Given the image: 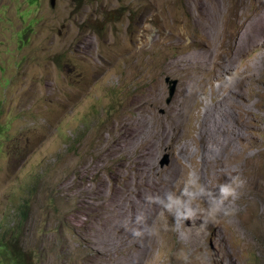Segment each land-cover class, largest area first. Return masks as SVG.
<instances>
[{"label":"rangeland","instance_id":"374dc122","mask_svg":"<svg viewBox=\"0 0 264 264\" xmlns=\"http://www.w3.org/2000/svg\"><path fill=\"white\" fill-rule=\"evenodd\" d=\"M223 1L56 0L53 7L51 0H0V243L10 242L24 264H264V40L243 48L255 53L243 97L229 96L242 60L231 52L211 63L227 70L197 89L177 149L162 146V131L152 125L133 145L122 143L121 123L140 110L154 123L169 120L186 85L197 83L188 66L171 63L184 56L188 65L192 53L203 52L205 27L208 52H222L224 31L232 38L264 18L261 0H232L237 8L224 27ZM239 40L233 45L247 42ZM224 96L252 114L241 120L226 102L233 122L215 134L218 115H203ZM208 131L210 140L201 142ZM242 134L255 140L252 149ZM112 139L121 145L116 160ZM228 139L234 144L225 151ZM213 156L232 172L226 181ZM224 185L236 195L224 198ZM0 264H13L2 249Z\"/></svg>","mask_w":264,"mask_h":264},{"label":"bare ground","instance_id":"6f19581e","mask_svg":"<svg viewBox=\"0 0 264 264\" xmlns=\"http://www.w3.org/2000/svg\"><path fill=\"white\" fill-rule=\"evenodd\" d=\"M222 1V0H221ZM225 1V6H227V10L226 11H224V27H229L230 26V22H232V18H233V15H234V6L236 7V5H234V3L232 2V0H224ZM223 1V2H224ZM262 1V4H261V7L259 8L260 9V11L261 10H263L264 11V0H261ZM257 2H259V0L257 1ZM219 3V2H218ZM218 3H216L217 5H218ZM260 3V2H259ZM223 4V5H224ZM201 5V4H200ZM215 5V4H214ZM222 5V6H223ZM257 5H258V3H257ZM203 7V6H202ZM205 7V6H204ZM212 7V6H211ZM215 7V6H214ZM216 8H217V6H216ZM218 8H219V6H218ZM222 8V7H221ZM237 8V7H236ZM202 9V11H203V8H201ZM211 9V8H210ZM204 10H205V8H204ZM218 10V9H217ZM216 10V11H217ZM213 11V10H212ZM219 11V10H218ZM259 11V12H260ZM209 12V11H208ZM236 12V11H235ZM239 12V11H238ZM203 13V15L205 16L206 15V10H205V12H202ZM201 13V14H202ZM220 14V13H219ZM235 14H237V13H235ZM239 14V13H238ZM264 14V13H263ZM211 15V14H210ZM214 15V14H213ZM212 15V16H213ZM218 15V14H217ZM200 16V15H199ZM209 16V15H208ZM212 16H210V17H212ZM217 17V16H216ZM237 17V16H236ZM215 18V17H214ZM207 19H208V17H207ZM216 20H217V18H215ZM220 19V18H219ZM209 20V19H208ZM210 20H212V19H210ZM206 21V20H205ZM214 22V21H213ZM213 22H210L209 24H211V23H213ZM235 22V21H234ZM218 23V22H217ZM208 24V25H209ZM213 24H215V23H213ZM238 24V23H237ZM252 25V26H251ZM211 26V25H210ZM238 26V25H237ZM240 26V25H239ZM247 27V28H246ZM194 28H198V27H194ZM207 28H209V27H205V29H206V31L203 33V32H200V34H201V36H203V39L200 41V48L203 50V52H196V53H192V59L191 60H188V63H186V64H188V65H185V62L186 61H183L181 58H183V57H181V56H176V59L171 63L172 65H175V67H177L178 69L180 68V67H186V66H188L189 68H190V72H192V73H197V76L195 77L196 79H197V83L196 82H194V83H196L195 85H192V86H188V85H186L187 87H185L184 89H183V91H184V94H185V96H184V98L183 99H179L178 101H176V102H178L177 104H175V105H173V108L171 109V116H170V119L169 120H162V121H160V122H152L151 120H148V114H147V112L146 111H144V110H140L141 111V113H139V114H137V116H135V118L134 119H132V120H125V122H123V123H121L120 124V126H121V129H122V131H123V137H124V142H122L123 143V145H126V147L128 146L127 144H132L133 142H134V140H135V138L136 137H141L142 135H143V130L148 126V125H152V126H154V127H157L158 129H160L161 131H162V146L163 145H168V146H170L171 148H173V149H177V146H178V140H179V137H178V134H182V132H181V129L183 128V126H185V121H184V115L188 112V109H189V106H190V104H192V102L195 100V99H197L196 97H197V89L199 88V86H200V88H201V85L204 83V80H205V77H210V76H212V75H214V73L217 71L218 72V74L219 75H222L221 73H219V72H223V73H225V71L227 70V68L226 67H224V66H221V63H220V68H216L215 70H213L212 68H211V63L215 60V59H218V60H220V59H222L223 58V55H225V58H228L229 56H231L232 55V57L231 58H237V59H239L240 61L242 60V65L241 66H237V67H234L233 68V70H234V72H235V74L237 75V82H235L233 85H232V87H230V93H229V96L231 95H241V94H243L242 95V97L244 96V94H246L247 92H248V87H247V85H246V81H244L245 79H247V77L248 76H250V73H251V70H252V66H251V63H249V59H250V55H252V53H254V52H252V50H249V51H247V52H243L245 49H243V48H245V47H249V45L251 44V43H253L254 41H257V40H264V18L263 17H261V18H259L258 19V21L256 22V24L254 23V25L253 24H250V25H246L245 26V28H243V29H241L242 27H239L238 28V30L236 31V36L233 38H230L229 36H228V34H227V30H226V32L224 31V33L222 34V38H221V50H222V48L224 49V51H222V52H215V53H213V52H208V50L212 47V41L211 40H209L208 38H207ZM230 28V27H229ZM203 29V28H202ZM210 30H211V28H209ZM198 30H200V28H198ZM203 31V30H202ZM207 32V33H206ZM234 34V33H233ZM210 36V35H209ZM218 36V35H217ZM218 38V37H217ZM245 39L246 38V40H247V42L246 43H244L243 42V44L242 43H240L239 41H241L242 39ZM172 39V38H171ZM237 39L239 40L238 42L240 43V44H242L241 46H242V48H240L241 46H239L238 47V45H233V44H235L236 43V41H237ZM218 40V39H217ZM251 40V41H250ZM167 41V40H166ZM168 41H170V40H168ZM172 41V40H171ZM245 41V40H244ZM250 41V42H249ZM216 43V42H215ZM229 43H231V44H229ZM258 43V42H257ZM256 43V44H257ZM261 43H262V41H261ZM238 44V43H237ZM247 44H249V45H247ZM259 44V43H258ZM264 45V44H263ZM171 46V45H170ZM169 46V47H170ZM174 46H176L177 47V44H175V42H174ZM195 47L193 44H189V45H187V47ZM234 46H236L235 48H234ZM251 46V45H250ZM252 46H253V44H252ZM163 47V46H162ZM181 47V46H180ZM217 47H218V45H217ZM220 47V46H219ZM195 48H198L197 46L195 47ZM251 48H253V47H251ZM143 49V48H142ZM162 49V48H161ZM188 49V48H187ZM189 49H191V48H189ZM220 49V48H219ZM237 49V50H236ZM250 49V48H249ZM174 50V49H173ZM180 50V49H179ZM178 50V51H179ZM221 50H219V51H221ZM160 51V50H159ZM182 51V50H181ZM216 51V50H215ZM246 51V50H245ZM163 52V51H162ZM185 52H187V51H185ZM224 52V53H223ZM226 52V53H225ZM231 52H233L232 54H231ZM151 53V52H150ZM165 53H167V52H165ZM145 53H143L142 55H144ZM162 54V53H161ZM181 54V53H180ZM231 54V55H230ZM160 55V54H159ZM146 56V55H145ZM148 56V55H147ZM143 57V56H142ZM158 57V56H157ZM157 57H156V60H155V58H154V60L155 61H158V59H157ZM251 57H253V56H251ZM254 57H255V53H254ZM160 58H162V57H160ZM190 58V57H189ZM188 58V59H189ZM193 59H197L196 60V62L195 61H193L192 63H190ZM144 60V59H143ZM154 60H153V62H154ZM230 60V59H229ZM232 60V59H231ZM222 61H224L223 59H222ZM236 61V60H235ZM145 63H144V65L146 64V61H144ZM234 63V62H233ZM236 63V62H235ZM148 65H151V60H149L148 61V63H147ZM170 64V63H169ZM227 64V63H226ZM229 64H231V62H229ZM217 66H219V64H217ZM143 67H145V66H142V68ZM228 68H229V66H227ZM137 69H138V67H137ZM231 71V70H230ZM178 72V71H177ZM191 73V74H192ZM190 74V73H189ZM190 74V75H191ZM228 74V73H227ZM232 74V73H231ZM187 75V74H186ZM219 75H217V77H220L221 78V76H219ZM186 77H188V76H186ZM193 77H194V75H193ZM192 77V78H193ZM193 81H191V83H192ZM244 82V83H243ZM190 83V84H191ZM193 83V84H194ZM262 86H263V90H260L259 91V93L261 94V93H263L264 92V78L262 79ZM155 94V93H154ZM229 96L227 97V96H224L221 100H219V101H217L216 102V108H215V110H217V111H214V112H211V111H209V110H207L205 113H204V115H203V119L205 120H208V119H210L214 114H217L218 115V117H219V119L218 120H216L215 122H213L212 123V125H211V127H213V130H214V133L217 131V129H220V127L221 128H223L224 126L223 125H227V124H229V123H231L230 121H232L230 118L233 116V114H232V116H231V114H230V111H228V109L226 110V107H225V103L226 102H230L231 101V103H230V105H232V106H234V107H237V110L236 109H234V111L236 112V113H238V116H240L241 117V120H246L247 118H248V116L250 115V114H252L251 113V109L249 108V109H241L242 107L240 106V107H238L237 106V104H236V101H234V97H231V98H229ZM240 97V96H239ZM215 98H216V96H215ZM149 99V98H148ZM152 101V100H151ZM151 103V102H150ZM149 103V104H150ZM238 103V102H237ZM229 104V103H228ZM145 105H147L146 103H143V104H141V105H139V107L142 109V107L143 106H145ZM215 106V105H214ZM147 107V106H146ZM234 107H232V108H234ZM137 108V107H136ZM191 108V107H190ZM148 109V108H147ZM146 109V110H147ZM190 110V109H189ZM139 111V112H140ZM213 111V110H212ZM233 112V111H232ZM231 116V117H230ZM235 117V116H234ZM150 118V117H149ZM236 120V119H235ZM229 122V123H228ZM233 122V121H232ZM239 122V121H238ZM233 124V123H232ZM238 125V124H237ZM206 126V125H205ZM228 126V125H227ZM151 127V126H150ZM235 127V126H234ZM115 129H116V127H114ZM228 128V127H227ZM112 129V128H111ZM152 129V128H151ZM150 129V130H151ZM192 129L193 128H191L189 131L191 132L192 131ZM223 129H226V127L225 128H223ZM229 129H233V127L232 128H228V130ZM236 129V128H235ZM150 130L148 129V132H150ZM216 130V131H215ZM222 130V129H221ZM116 131V130H115ZM152 131V130H151ZM156 131V130H155ZM160 131V132H161ZM188 131V132H189ZM212 131V130H211ZM227 131V130H226ZM233 130H231V132H232ZM235 131H237V130H235ZM113 132V131H112ZM143 132V133H142ZM153 132V131H152ZM157 132V131H156ZM159 132V131H158ZM189 132V133H190ZM219 132V131H218ZM230 132V131H229ZM228 132V133H229ZM119 133V132H118ZM117 133V134H118ZM185 133V132H184ZM199 133V132H198ZM233 133L235 134V132L233 131ZM240 133V132H239ZM116 134V135H117ZM122 134V133H121ZM156 134V133H155ZM161 134V133H160ZM202 134V133H201ZM212 132H207L206 133V135H203L202 134V136L200 135V137H201V142H203V143H207L209 140H210V137L209 136H212ZM216 134V133H215ZM220 134V133H219ZM221 134H222V132H221ZM220 134V135H221ZM233 134V135H234ZM153 136H154V132H153V134H152ZM157 135V134H156ZM231 135V134H230ZM232 135V136H233ZM238 135V133L236 134V136ZM240 135V134H239ZM122 137V138H123ZM205 137H207L206 139H205V141H204V138ZM115 138H116V136H115ZM121 138V137H120ZM155 138V137H154ZM230 138V137H229ZM253 141L252 142H249V141H247L249 138H248V135H245V134H242L241 136H239V138L238 139H240V142L243 144V147L245 148V150H250V149H252L254 146H255V140L252 138V137H250ZM118 139V138H117ZM137 139V138H136ZM139 139V138H138ZM231 139H233V137L231 138ZM230 139V140H231ZM110 140V139H109ZM108 140V141H109ZM119 140H122V139H119ZM159 140V139H158ZM229 140V139H228ZM228 141L227 142V140H226V142L227 143H224L225 144V146L223 145L222 146V148L226 151V150H228L229 149V145L230 146H233L232 144H234V143H231V141ZM235 140V139H234ZM123 141V140H122ZM141 141H144V140H142L141 139ZM237 141V140H236ZM111 147H110V154L113 156V159L114 160H116L117 159V157H119L120 155H118L119 153H118V151L120 150V144H118V142L116 141V139H112L111 141ZM147 142V141H146ZM222 142V141H221ZM220 142V143H221ZM225 142V141H224ZM135 143H136V141H135ZM137 143H139L138 141H137ZM159 143V142H158ZM219 143V144H220ZM223 143V142H222ZM134 144V143H133ZM132 144V145H133ZM140 144V143H139ZM219 144H217L211 151H209L206 147H204V154L205 155H207L206 153H208V152H213V153H215V151H216V147L219 145ZM120 145V146H119ZM138 145V144H137ZM155 145V143L153 142V146ZM107 146V145H106ZM109 146V145H108ZM142 146V145H141ZM149 146H150V144H149ZM157 146V145H156ZM132 148H133V146H131ZM155 147V146H154ZM160 147V146H159ZM220 147V146H219ZM136 148V147H135ZM222 148H221V150H222ZM145 149V148H144ZM124 150V149H123ZM130 150V149H129ZM135 150V149H134ZM147 150V149H146ZM100 151H102V150H100ZM106 151H108V148H107V150ZM121 151V150H120ZM141 151V150H140ZM109 152V151H108ZM122 152V151H121ZM124 152V151H123ZM151 152V151H150ZM125 153V152H124ZM138 153V152H137ZM141 153V152H140ZM139 153V154H140ZM146 153L147 152H145V155H146ZM133 154H135V153H133L132 152V157H133ZM148 155V154H147ZM130 156V155H129ZM139 156V155H138ZM137 156V157H138ZM151 155H149V157H150ZM126 157H128V156H126ZM125 157V158H126ZM136 157V156H135ZM136 157V158H137ZM142 157H144V156H142ZM99 158L100 159H102L101 157H100V155H99ZM146 158V157H145ZM152 158V157H151ZM150 158V159H151ZM213 158V160H212V162L214 161V160H217V161H221V163L222 162H226V161H224V160H221V159H219V158H216L215 156H213L212 157ZM99 159V160H100ZM123 159V158H122ZM130 159H131V156H130ZM140 159V158H139ZM141 159H143V158H141ZM154 159V158H153ZM118 160H120V159H118ZM132 160V159H131ZM135 161V160H134ZM133 161V162H134ZM141 161V160H140ZM143 161H145V159L143 160ZM143 161H142V163H143ZM121 160H120V164H121ZM133 162H131V163H133ZM138 162V161H137ZM136 162V163H137ZM145 162H147V161H145ZM228 162V161H227ZM231 162V161H230ZM238 162V161H237ZM100 163V162H99ZM135 163V164H136ZM148 163H150L149 161H148ZM147 163V164H148ZM151 163H153V162H151ZM122 164L124 165V163L122 162ZM127 164H128V162H127ZM225 164V163H224ZM223 163L221 164V167H219L218 169H217V171L216 172H218L221 176H222V180H224V181H226L227 180V178H228V176H231L232 175V172L231 171H229L228 169L229 168H225V165H224ZM123 165H121V166H123ZM133 165V164H132ZM150 165V164H149ZM155 165V164H154ZM136 166H137V164H136ZM139 166V165H138ZM152 166V165H151ZM95 167H97L98 168V166L96 165ZM94 167V168H95ZM147 167H149V166H147ZM134 168H136V167H134ZM138 168V167H137ZM144 168H146V166L144 167ZM216 168V167H215ZM89 169V168H88ZM90 169H92V167L90 168ZM231 169V168H230ZM96 170V169H95ZM94 170V171H95ZM121 170V169H120ZM140 170V169H139ZM146 170V169H145ZM148 170H150V169H148ZM151 170H152V168H151ZM150 170V171H151ZM238 170V169H237ZM99 171V170H98ZM138 171V170H137ZM141 171V170H140ZM144 171V170H143ZM149 171V172H150ZM88 172V171H87ZM135 172H136V170H135ZM153 172V171H152ZM237 172V171H236ZM90 173V172H89ZM88 173V174H89ZM120 173V172H119ZM134 173V172H133ZM138 175L140 176L141 174H140V172L138 171ZM158 173V172H157ZM215 173V172H214ZM142 174H144V173H142ZM253 174V173H252ZM137 175V174H136ZM135 175V176H136ZM137 175V176H138ZM153 175V174H152ZM155 175V174H154ZM153 175V176H154ZM139 176L138 177H136V178H139ZM143 176V175H142ZM144 176H145V174H144ZM148 176H150V174L148 175ZM92 177V176H91ZM157 177V176H156ZM253 177V176H252ZM144 178V177H143ZM143 178H141V179H143ZM148 178H150V177H148ZM152 178V177H151ZM100 179V178H99ZM140 179V178H139ZM141 179H140V181H141ZM162 179V178H161ZM101 180H103V179H101ZM147 180V179H146ZM151 180V179H150ZM149 180V181H150ZM154 180V179H153ZM159 180V179H158ZM229 180V179H228ZM144 181V180H143ZM148 181V180H147ZM147 181H146V183H147ZM131 182V181H130ZM136 182V181H135ZM138 182V181H137ZM152 182V181H151ZM163 182V181H162ZM161 182V183H162ZM166 182V181H165ZM231 182H232V179H231ZM139 183V182H138ZM141 183H142V181H141ZM153 183V182H152ZM157 183V181L155 182V184ZM140 184V183H139ZM138 184V185H139ZM150 184V183H149ZM148 184V185H149ZM158 184H159V182H158ZM125 185V184H124ZM127 185V184H126ZM145 185V184H144ZM143 185V186H144ZM128 186V185H127ZM150 186V185H149ZM155 186V185H154ZM162 186V185H161ZM164 186V185H163ZM138 187V186H137ZM140 187V186H139ZM138 187V188H139ZM147 187V186H146ZM235 187V186H234ZM149 188V187H148ZM151 188H153V187H151ZM156 188H158V187H156ZM165 188V187H164ZM147 191L148 190H150V189H147V188H145ZM159 189V188H158ZM127 190V189H126ZM125 190V191H126ZM129 190H130V188H129ZM139 190H143V188H139ZM152 190V189H151ZM117 191V190H116ZM160 191V190H159ZM163 191V190H162ZM135 192V191H134ZM149 192V191H148ZM158 192V191H157ZM129 193V192H128ZM132 193V192H131ZM144 193H145V190H144ZM152 193V192H151ZM150 193V194H151ZM159 193V192H158ZM116 194V193H115ZM126 194H127V192H126ZM141 194H142V192H141ZM146 194H147V192H146ZM152 194H154V196H155V190H154V193H152ZM143 195H145V194H143ZM159 195H161V194H159ZM110 196V195H109ZM113 196V195H112ZM137 196V195H136ZM153 196V195H152ZM151 196V197H152ZM157 196V195H156ZM155 196V197H156ZM111 197V196H110ZM114 197V196H113ZM118 197V196H117ZM138 197H140V196H138ZM143 197V196H142ZM147 197V196H146ZM154 197V198H155ZM131 199L133 198V197H130ZM135 198V197H134ZM144 198V197H143ZM147 198H149V197H147ZM153 198V197H152ZM146 199V198H145ZM144 199V200H145ZM150 199V198H149ZM159 199V198H158ZM161 199V198H160ZM111 200H113L112 198H111ZM143 200V199H142ZM141 199L139 200V201H142ZM148 200V199H147ZM152 199H150L149 201H151ZM132 201V200H131ZM134 201V200H133ZM157 201H159V200H157ZM112 202V204L114 205L115 203L113 202V201H111ZM130 202V201H129ZM144 202H146V200L144 201ZM154 202H155V200H154ZM153 202V203H154ZM110 203V202H109ZM135 204H136V202H134ZM138 203V202H137ZM152 203V202H151ZM134 204V205H135ZM154 204H156V203H154ZM159 204V203H158ZM158 204H156V205H158ZM130 205H132V203L130 204ZM138 204H136V206H137ZM118 206V205H117ZM116 206V207H117ZM119 207V206H118ZM134 207V206H133ZM155 207V206H154ZM154 207H153V209H154ZM158 207V206H157ZM138 208H140V206L138 207ZM152 208V207H151ZM150 209V208H149ZM156 210V209H155ZM154 210V211H155ZM147 211H149V210H147ZM136 212V211H135ZM152 212V211H151ZM146 214V213H145ZM153 215V214H152ZM140 217V216H139ZM146 219V218H145ZM135 220V219H134ZM130 226V225H129ZM132 226V225H131ZM123 227H125V226H123ZM123 227H121V228H123ZM128 227V226H127ZM135 227V226H134ZM133 227V228H134ZM130 228V227H129ZM127 229V228H126ZM132 229V228H131ZM144 229V228H143ZM122 231V230H121ZM131 231V230H130ZM129 231V232H130ZM170 231V230H169ZM126 232V231H125ZM128 232V231H127ZM126 232V233H127ZM136 232V231H135ZM127 236V235H126ZM121 240V239H120ZM126 240V239H125ZM109 242V241H108ZM122 242V241H121ZM124 242V241H123ZM107 244V243H106ZM119 244V243H118ZM126 244V243H125ZM116 246V245H115ZM117 246H119V245H117ZM124 246V245H123ZM120 247H122V246H120ZM119 247V248H120ZM115 249V248H114ZM122 249V248H121ZM154 263H156L155 262V260H154Z\"/></svg>","mask_w":264,"mask_h":264},{"label":"trees","instance_id":"16d2710c","mask_svg":"<svg viewBox=\"0 0 264 264\" xmlns=\"http://www.w3.org/2000/svg\"><path fill=\"white\" fill-rule=\"evenodd\" d=\"M0 249L5 251L9 262H13V264H24L21 252L16 250L14 246L10 244V242L5 244L0 243Z\"/></svg>","mask_w":264,"mask_h":264},{"label":"clouds","instance_id":"9594fccd","mask_svg":"<svg viewBox=\"0 0 264 264\" xmlns=\"http://www.w3.org/2000/svg\"><path fill=\"white\" fill-rule=\"evenodd\" d=\"M221 193H222V196L224 198H227L228 196H235L236 195L235 190L234 189H231L227 185H224V186L221 187ZM225 214L227 215L228 213L225 212Z\"/></svg>","mask_w":264,"mask_h":264},{"label":"water","instance_id":"95a60500","mask_svg":"<svg viewBox=\"0 0 264 264\" xmlns=\"http://www.w3.org/2000/svg\"><path fill=\"white\" fill-rule=\"evenodd\" d=\"M55 1L56 0H51V5L54 7L55 6ZM175 90V82L173 85H171L170 91L171 93H173V91Z\"/></svg>","mask_w":264,"mask_h":264}]
</instances>
